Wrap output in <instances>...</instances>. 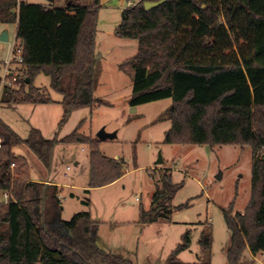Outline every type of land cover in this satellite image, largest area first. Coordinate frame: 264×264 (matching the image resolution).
I'll use <instances>...</instances> for the list:
<instances>
[{
	"label": "trees",
	"instance_id": "obj_1",
	"mask_svg": "<svg viewBox=\"0 0 264 264\" xmlns=\"http://www.w3.org/2000/svg\"><path fill=\"white\" fill-rule=\"evenodd\" d=\"M0 0V25H16L22 46V71L27 84L3 93L8 106L52 104L33 87L38 74L62 96L61 128L72 112L108 105L93 95L96 85L95 37L100 0L89 7L74 1L64 8ZM140 0L121 11L114 35L137 41L136 54L118 65L133 74L130 106L170 99L163 113L170 121L163 144L248 147L252 153L251 192L243 213L224 219L231 232L227 264H239L246 250L264 253V0H163L148 11ZM0 264H132L95 243L98 223L90 212L62 221L61 189L32 180L29 161L13 151L23 147L49 174L57 144L88 148V183L101 188L119 180L124 162L105 156L97 138L78 133L61 140L45 139L31 128L25 139L0 119ZM37 175V173H36ZM149 209H139L138 223L169 220L172 200L182 184L162 169ZM3 201V200H2ZM87 204V203H86ZM184 206H179L181 209ZM190 230L171 252L168 264L190 246ZM209 252L212 238L203 231L198 241ZM207 264V263H206Z\"/></svg>",
	"mask_w": 264,
	"mask_h": 264
},
{
	"label": "rangeland",
	"instance_id": "obj_2",
	"mask_svg": "<svg viewBox=\"0 0 264 264\" xmlns=\"http://www.w3.org/2000/svg\"><path fill=\"white\" fill-rule=\"evenodd\" d=\"M69 1L85 6L90 0H59L53 5L62 8ZM138 1L126 0V7ZM18 2L48 5L47 0ZM120 18V9H101L96 26L95 55L99 61L95 68L93 95L108 105L74 111L58 128L63 113L60 104L62 96L50 88V78L41 73L32 85L43 90L53 103L8 106L0 102V117L22 139L34 127L32 120L42 127L40 130L47 140H61L76 128L78 133L90 138H96L101 130L116 135L113 140L102 141L99 145L105 156L120 159L125 164L126 173L116 182L85 193L88 148L82 144H57L51 172L43 176L44 179L49 176L53 185L64 186L60 193L61 220L69 221L80 212L91 213L93 221L98 223L95 243L99 248L122 256L132 264H168L171 252L181 243V236L190 230V246L178 254V263L227 264L231 232L226 226L224 214L232 204L230 215L235 217L244 212L249 202L251 149L163 144L164 133L171 126L170 121L163 118V113L171 100L130 106L133 74L131 70L120 71L118 65L136 54L138 44L137 41L119 39L114 35ZM5 28L9 41L0 42V63L7 59L14 40V25H0V31ZM13 151L29 161L33 181L43 179L36 175L35 167L40 168L39 165L23 147H15ZM258 156L264 160V148ZM159 158L162 164L157 163ZM75 161L80 163L78 167L74 165ZM162 169L170 172L173 183L182 184L172 200L170 219L140 225L139 209H149ZM4 198L2 195L0 202ZM203 231L212 238L209 252L201 250L198 244ZM239 264H264V253L253 256L246 250Z\"/></svg>",
	"mask_w": 264,
	"mask_h": 264
},
{
	"label": "built area",
	"instance_id": "obj_3",
	"mask_svg": "<svg viewBox=\"0 0 264 264\" xmlns=\"http://www.w3.org/2000/svg\"><path fill=\"white\" fill-rule=\"evenodd\" d=\"M7 59L0 63V102L3 93L7 91H17L26 84L25 76L22 71L23 49L19 42L13 41ZM2 148V139L0 138V149ZM69 170V167L66 168ZM3 202L7 201V195H4Z\"/></svg>",
	"mask_w": 264,
	"mask_h": 264
},
{
	"label": "crops",
	"instance_id": "obj_4",
	"mask_svg": "<svg viewBox=\"0 0 264 264\" xmlns=\"http://www.w3.org/2000/svg\"><path fill=\"white\" fill-rule=\"evenodd\" d=\"M55 1H59V0H55ZM54 1V2H55ZM21 3V2H20ZM126 0H100V5H101V7H100V9H99V13L101 12V9H120L121 11L124 9V8H126ZM93 4V0H90V1H88V3L85 5V7H89V6H91ZM45 6H48V5H45ZM54 7H57V8H60L59 7V5H54ZM62 8H64V7H62ZM3 26V25H2ZM5 27V26H4ZM4 29H1V31H0V34H1V32L3 31ZM13 35H14V40H15V36H16V25H14V31H13ZM13 40V41H14ZM8 41H9V36H8ZM131 58V57H130ZM129 59V58H128ZM127 60V59H126ZM125 61V60H124ZM120 70V69H119ZM121 71V70H120ZM30 105H32V104H30ZM38 105H49V104H37V105H34V106H38ZM0 119L6 124V125H8L19 137H21L16 131H15V129L14 128H12V126L9 124V123H7V121L5 120H3L1 117H0ZM32 125L34 126L33 128H35V129H37V130H39L40 131V133L42 134V136H43V133H42V131L40 130L42 127H40V125H38V123L36 122V121H34V120H32ZM28 135H26V137H27ZM25 137V138H26ZM21 138H23V137H21ZM74 165L75 166H79L80 165V163L78 162V161H75L74 162ZM35 169H36V173L37 174H39L40 176H42V177H40V178H43V176L45 177V175H44V172L42 171V170H40L38 167H35ZM126 173V172H125ZM38 175V176H39ZM48 177V179H47V181H46V179H40L38 182H42V183H44V184H52L51 183V181L49 180V176H47ZM53 185V184H52ZM55 186H58L60 189H61V187L63 188L64 186H61V185H59L58 183L57 184H54ZM108 186V185H107ZM105 187V186H104ZM85 190H87V189H85ZM84 190V191H85ZM91 190V189H90ZM90 190H89V192H90ZM61 192H62V189H61ZM61 195V194H60ZM59 195V198H60V201H61V196ZM91 214V213H90ZM138 218H139V215H138ZM63 221V220H62Z\"/></svg>",
	"mask_w": 264,
	"mask_h": 264
},
{
	"label": "water",
	"instance_id": "obj_5",
	"mask_svg": "<svg viewBox=\"0 0 264 264\" xmlns=\"http://www.w3.org/2000/svg\"><path fill=\"white\" fill-rule=\"evenodd\" d=\"M163 2V0L158 1V2H145L144 3V9L146 11L153 9L157 6H159L161 3ZM0 42H8V33L6 28L1 32L0 34ZM28 83V81L26 80V84ZM115 134H107L105 133L103 130L99 131L98 134L96 135V138L102 142V141H106V140H113L115 138ZM264 161V160H263ZM158 164H162V160L161 158H159Z\"/></svg>",
	"mask_w": 264,
	"mask_h": 264
}]
</instances>
